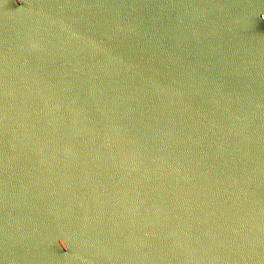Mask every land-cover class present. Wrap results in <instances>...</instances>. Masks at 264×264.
I'll return each instance as SVG.
<instances>
[{
	"label": "water",
	"instance_id": "obj_1",
	"mask_svg": "<svg viewBox=\"0 0 264 264\" xmlns=\"http://www.w3.org/2000/svg\"><path fill=\"white\" fill-rule=\"evenodd\" d=\"M0 264H264V0H0Z\"/></svg>",
	"mask_w": 264,
	"mask_h": 264
}]
</instances>
